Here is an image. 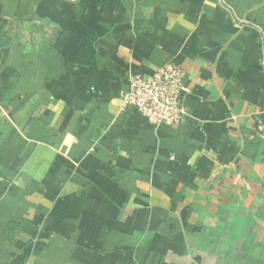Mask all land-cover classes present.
Listing matches in <instances>:
<instances>
[{
  "label": "crops",
  "instance_id": "0c3cea01",
  "mask_svg": "<svg viewBox=\"0 0 264 264\" xmlns=\"http://www.w3.org/2000/svg\"><path fill=\"white\" fill-rule=\"evenodd\" d=\"M0 264H264V0H0ZM183 72L185 117L121 105Z\"/></svg>",
  "mask_w": 264,
  "mask_h": 264
},
{
  "label": "built area",
  "instance_id": "2783aa9c",
  "mask_svg": "<svg viewBox=\"0 0 264 264\" xmlns=\"http://www.w3.org/2000/svg\"><path fill=\"white\" fill-rule=\"evenodd\" d=\"M182 77V69L175 62L165 63L148 76L130 74L121 105L134 107L151 125L176 126L186 114Z\"/></svg>",
  "mask_w": 264,
  "mask_h": 264
},
{
  "label": "trees",
  "instance_id": "16d2710c",
  "mask_svg": "<svg viewBox=\"0 0 264 264\" xmlns=\"http://www.w3.org/2000/svg\"><path fill=\"white\" fill-rule=\"evenodd\" d=\"M10 39L3 31H0V47H5L9 44Z\"/></svg>",
  "mask_w": 264,
  "mask_h": 264
}]
</instances>
